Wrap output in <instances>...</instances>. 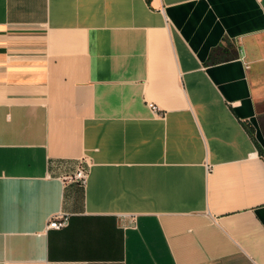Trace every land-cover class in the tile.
Here are the masks:
<instances>
[{
	"label": "crops",
	"instance_id": "obj_1",
	"mask_svg": "<svg viewBox=\"0 0 264 264\" xmlns=\"http://www.w3.org/2000/svg\"><path fill=\"white\" fill-rule=\"evenodd\" d=\"M0 264H264V0H0Z\"/></svg>",
	"mask_w": 264,
	"mask_h": 264
},
{
	"label": "built area",
	"instance_id": "obj_2",
	"mask_svg": "<svg viewBox=\"0 0 264 264\" xmlns=\"http://www.w3.org/2000/svg\"><path fill=\"white\" fill-rule=\"evenodd\" d=\"M149 107L153 111L157 110V106L154 104L149 103ZM86 173H87V169L84 165V162L81 160L78 162L77 166L72 172L62 174L60 178L64 184L70 183V184H75L77 186H82L86 179ZM66 223H67V215L58 213L52 215L48 219L45 228L58 230L64 227Z\"/></svg>",
	"mask_w": 264,
	"mask_h": 264
}]
</instances>
